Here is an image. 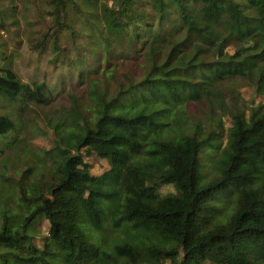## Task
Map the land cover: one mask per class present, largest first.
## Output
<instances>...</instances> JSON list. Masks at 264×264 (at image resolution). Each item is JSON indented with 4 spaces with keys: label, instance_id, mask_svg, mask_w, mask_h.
<instances>
[{
    "label": "trees",
    "instance_id": "trees-1",
    "mask_svg": "<svg viewBox=\"0 0 264 264\" xmlns=\"http://www.w3.org/2000/svg\"><path fill=\"white\" fill-rule=\"evenodd\" d=\"M42 2L35 51L76 85L23 83L0 42V264H264V0ZM240 86L248 113L224 102Z\"/></svg>",
    "mask_w": 264,
    "mask_h": 264
},
{
    "label": "rangeland",
    "instance_id": "rangeland-1",
    "mask_svg": "<svg viewBox=\"0 0 264 264\" xmlns=\"http://www.w3.org/2000/svg\"><path fill=\"white\" fill-rule=\"evenodd\" d=\"M12 3V6L16 8V24H10L8 26L7 32L0 30V42L3 44V51L6 56L10 59V67L16 73L17 77L25 84L31 83H41L44 82L47 87L52 90V95H56L55 100L59 101V97L68 92L71 86L76 85L75 81H72L70 85L64 86L61 88L62 84L66 83L61 79L63 76L67 80L65 75V70L62 67H53L49 63V58L52 56V53L46 51L43 55H40L35 51V48L39 40L42 38L46 32V27L49 26L48 19L44 13V5L42 0H9ZM47 45V42L46 44ZM40 48V47H39ZM129 64V63H128ZM132 65V64H131ZM136 65V63H135ZM138 67L133 69L135 76L138 74ZM137 72V73H136ZM111 90V88H110ZM236 92L234 93V98L231 99L228 96L225 98V103L229 106L234 105L240 111L248 113V109L256 106L260 103V98H258L252 90L246 87H236ZM58 98V100H57ZM54 100L53 106L49 110H42L35 108V112L39 117L43 118L44 115L48 114V117L51 116L56 119V116L62 111L61 108H68L69 101L60 99L61 102H56ZM86 98L81 97V102L84 103ZM63 106V107H62ZM1 110L8 111L12 116V111L14 105L9 106L8 104H1ZM196 107L194 105L190 106V111L196 112ZM46 117V116H45ZM44 117V118H45ZM26 119L29 122L33 123L36 121V117L32 114H28ZM230 127V118L228 115L222 116V146H225L227 129ZM52 131H48V136L52 138ZM29 145L27 146L29 151L32 149L39 150H48L51 147L48 137L38 136L33 134L29 138ZM17 152V150H15ZM85 163L91 166V175L99 176L109 169L106 161L98 158L97 156L87 157L83 159ZM212 164L208 161H205L204 168L210 169ZM160 194H175V190L172 186L166 185L160 189ZM40 227L39 232L43 235L46 233L48 225L45 221H41L38 224Z\"/></svg>",
    "mask_w": 264,
    "mask_h": 264
}]
</instances>
